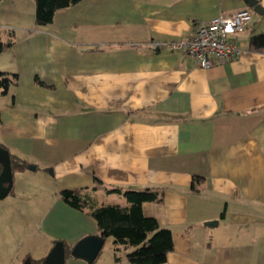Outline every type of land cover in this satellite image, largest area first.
Listing matches in <instances>:
<instances>
[{"label": "crops", "instance_id": "obj_1", "mask_svg": "<svg viewBox=\"0 0 264 264\" xmlns=\"http://www.w3.org/2000/svg\"><path fill=\"white\" fill-rule=\"evenodd\" d=\"M11 1L0 31L13 43L0 71L19 79L0 91V145L35 164L13 178L22 187L42 173L51 188L40 191L55 190L57 211L43 214L35 231L45 236L28 249L13 232L23 220H0V264H45L60 240L65 264H132L121 245L115 260L113 238L92 263L70 254L101 232L88 204L74 208L61 191L129 207L107 190L148 187L163 200L144 202V215L173 233L168 264H264V49L250 43L264 14L231 36L239 55L201 68L154 44L188 37L246 0H81L47 25L36 23L34 0Z\"/></svg>", "mask_w": 264, "mask_h": 264}, {"label": "trees", "instance_id": "obj_2", "mask_svg": "<svg viewBox=\"0 0 264 264\" xmlns=\"http://www.w3.org/2000/svg\"><path fill=\"white\" fill-rule=\"evenodd\" d=\"M3 0H0V3ZM36 5L35 21L38 25H47L54 19L57 11L70 7L81 0H34ZM13 42L5 43L0 31V53L12 46ZM251 46L264 49V33L251 37ZM17 73L0 71V91L7 93L10 87L17 84ZM13 172L25 170L29 164L11 155ZM2 165V164H1ZM2 167L0 169V173ZM199 177L196 176L195 180ZM99 182V179L96 178ZM194 188V184L192 185ZM14 191L12 189L11 193ZM108 193H122L131 203L129 207L118 204L95 206L93 200L85 199L80 189H64L61 196L69 205L84 209L87 204L89 214L97 222L98 229L105 237H111L115 249V260L119 261L118 246H123L125 255L132 264H168V253L173 249V233L170 228L161 226L154 217L145 216L142 205L144 202H161L162 194L148 187L143 190L108 189ZM71 254V250H70Z\"/></svg>", "mask_w": 264, "mask_h": 264}, {"label": "built area", "instance_id": "obj_3", "mask_svg": "<svg viewBox=\"0 0 264 264\" xmlns=\"http://www.w3.org/2000/svg\"><path fill=\"white\" fill-rule=\"evenodd\" d=\"M254 13L253 8L246 7L231 15H219L199 23L188 37L169 42L158 41L154 46L164 45L173 50L184 51L195 59L199 67L211 68L241 53L231 36L243 31Z\"/></svg>", "mask_w": 264, "mask_h": 264}, {"label": "rangeland", "instance_id": "obj_4", "mask_svg": "<svg viewBox=\"0 0 264 264\" xmlns=\"http://www.w3.org/2000/svg\"><path fill=\"white\" fill-rule=\"evenodd\" d=\"M8 2V3H6ZM12 2V3H11ZM14 1L11 0H3L0 5V21L5 18L3 13L9 14L10 11L13 10ZM11 4V5H5ZM27 19V18H26ZM4 23V22H3ZM2 25V24H1ZM1 30L5 31V26H0ZM7 33V29L4 32L3 36ZM32 166L35 164L29 165L28 168L32 169ZM43 167L40 166L39 170H42ZM34 170V169H33ZM41 172V171H39ZM48 174H52L51 169L48 171ZM39 176L38 181L36 183H30L29 181L23 183L22 187H20L15 179V175L13 178V188L14 191L6 196L4 199L0 200V220H23L24 223L20 225L15 224L13 232L17 237H22L25 241L27 240L25 249L30 248L34 239L44 237L45 234L40 231H35L38 225L39 220H43L42 216L44 213H47V216H51L56 213L57 207L52 206V201L56 198L57 194L54 190L53 195L50 197L48 193L53 192L51 189L47 194L42 195L43 193L40 191L42 189L48 190L51 188V185L45 184V178H43L42 173L37 175ZM48 201V202H47ZM16 222V221H15ZM8 232V231H7ZM9 233V232H8ZM28 238V239H27ZM112 238L107 239L104 244L103 250L105 252H109L111 250ZM106 253H102L98 260H101L106 257ZM7 257V255H6Z\"/></svg>", "mask_w": 264, "mask_h": 264}, {"label": "water", "instance_id": "obj_5", "mask_svg": "<svg viewBox=\"0 0 264 264\" xmlns=\"http://www.w3.org/2000/svg\"><path fill=\"white\" fill-rule=\"evenodd\" d=\"M248 7L254 9L259 15L264 14V8L259 0H246ZM0 163L2 171L0 173V200L8 196L13 189V168L11 154L9 150L0 145ZM36 169V166H32ZM217 221H208L207 225H216ZM105 243V236L102 234H92L81 238L71 249V255L85 260L88 263L95 261ZM45 264H65V246L63 241H57L50 253L44 260Z\"/></svg>", "mask_w": 264, "mask_h": 264}]
</instances>
